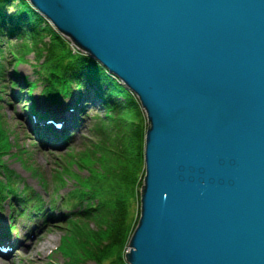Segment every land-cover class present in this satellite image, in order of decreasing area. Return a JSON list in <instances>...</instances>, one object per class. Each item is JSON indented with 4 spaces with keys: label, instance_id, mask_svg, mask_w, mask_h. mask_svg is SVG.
I'll return each mask as SVG.
<instances>
[{
    "label": "water",
    "instance_id": "water-1",
    "mask_svg": "<svg viewBox=\"0 0 264 264\" xmlns=\"http://www.w3.org/2000/svg\"><path fill=\"white\" fill-rule=\"evenodd\" d=\"M139 97L128 264H264V0H28Z\"/></svg>",
    "mask_w": 264,
    "mask_h": 264
},
{
    "label": "trees",
    "instance_id": "trees-1",
    "mask_svg": "<svg viewBox=\"0 0 264 264\" xmlns=\"http://www.w3.org/2000/svg\"><path fill=\"white\" fill-rule=\"evenodd\" d=\"M31 51L38 62L37 79L24 77L23 81H15V87L26 86L33 97L32 92L42 83L45 98L52 105L59 103L62 94L72 98L74 85L80 92L92 89L107 112L101 139L83 151L94 160L95 173L81 181L85 190L80 205L70 207L68 201L64 203L67 212L62 220L67 221V233L59 247L65 257L62 264H128L126 250L139 222L146 174L147 127L138 99L100 63L72 49L27 0H0V83L5 81V54L10 53L20 65ZM14 172L0 152V211L6 204L12 207L14 201L17 205L25 200L23 191H18ZM26 196L29 199L30 194ZM26 210L16 214L22 216ZM42 210L37 205L29 213Z\"/></svg>",
    "mask_w": 264,
    "mask_h": 264
},
{
    "label": "rangeland",
    "instance_id": "rangeland-1",
    "mask_svg": "<svg viewBox=\"0 0 264 264\" xmlns=\"http://www.w3.org/2000/svg\"><path fill=\"white\" fill-rule=\"evenodd\" d=\"M30 6L33 8L31 4ZM47 21L56 31L49 20ZM62 37L70 43L72 49L75 48L68 38ZM45 40L48 41V39ZM27 42L31 47L30 41ZM15 45L22 46L21 42H15ZM78 52L85 55L79 50ZM26 54L25 62L20 65H16L10 53L5 54L8 60L4 73L5 81L0 83V90H3L0 96L3 99L0 102V152L4 154L9 168L15 171L13 177L17 179L20 190L26 183L29 190H35L43 197L45 216L40 217L29 213L28 219L15 217L17 232L11 240L16 241V250L14 249L4 257L0 256V264H48L54 261L62 264L65 257L58 247L67 233V221L62 220L67 212L64 209V202L67 199L70 207L80 205L81 192L85 190L81 181L95 173L94 160L83 151L93 147L101 139V126L106 121L104 119L107 112L94 94L95 91L88 94L85 90L80 92L79 88H76L72 98H64L62 94L59 100L62 104L57 103V107L61 106V109L54 108L52 114L58 118L57 115H60L62 111L65 112L71 105H73L72 111L78 112V106H81V111L74 118L72 129L59 130L57 128L56 124L63 122V119L56 120L55 125L50 124L51 126L48 127L53 128L54 132L59 135V139L56 138L54 143L45 142L40 137L41 134L37 132L38 125H42L45 120L49 119L47 116L44 119L40 117H43V111L47 106L53 108V105L44 97L43 84H38L32 92L34 98L26 86H14L15 81H23V78L27 76L33 81L37 79L35 64L38 62L35 53L31 51ZM115 78L125 86L118 77ZM93 95L97 98V102L92 103ZM134 95L138 99L146 129H148L147 114L141 106L139 97ZM39 129L42 127L39 126ZM35 206H37V200L35 204L29 202L30 208ZM11 213L8 204L0 211V224L3 223L5 228L10 225ZM44 219L45 225L42 223ZM91 226L95 228L94 224ZM46 240L51 242L47 244V248L40 249L43 244H46L44 243ZM129 249L130 246L126 251ZM88 264L96 263L89 262Z\"/></svg>",
    "mask_w": 264,
    "mask_h": 264
},
{
    "label": "bare ground",
    "instance_id": "bare-ground-1",
    "mask_svg": "<svg viewBox=\"0 0 264 264\" xmlns=\"http://www.w3.org/2000/svg\"><path fill=\"white\" fill-rule=\"evenodd\" d=\"M109 72V71H108ZM78 108L80 109L79 111H81V108L78 106ZM77 113L78 112H74V111H72L71 109H67L65 112H61V114L59 115V117L61 118V119H63L64 121H65V124H66V126H67V129H72V128H74V126H73V122H74V118L75 117H77ZM35 125V124H34ZM43 126V125H42ZM49 242H51L50 240L48 241V240H46V242H44V243H46V244H43L41 247H40V249H45V248H47V246L49 245ZM48 244V245H47Z\"/></svg>",
    "mask_w": 264,
    "mask_h": 264
}]
</instances>
